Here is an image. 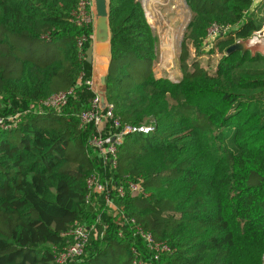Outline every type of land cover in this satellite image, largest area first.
Masks as SVG:
<instances>
[{
  "label": "trees",
  "instance_id": "16d2710c",
  "mask_svg": "<svg viewBox=\"0 0 264 264\" xmlns=\"http://www.w3.org/2000/svg\"><path fill=\"white\" fill-rule=\"evenodd\" d=\"M77 2L0 0L6 99L38 102L75 86L82 68L91 75L77 45L89 29L71 20ZM187 3L192 16L174 81L153 71L156 36L140 1L110 0L106 101L122 123L152 129L125 135L113 167L103 157L113 174L108 182L129 175L148 193L115 195L116 216L100 234L105 201L87 198L85 177L104 167L88 145L94 126L79 124L95 95L82 82L65 105H42L0 129V264H54L53 247L65 243L63 232L76 220L93 228L83 254L68 264H137L130 245L142 258L149 252L121 226L117 208L169 243L165 264H264V54L226 52L264 16L256 18L253 0ZM212 22L229 28L207 42Z\"/></svg>",
  "mask_w": 264,
  "mask_h": 264
},
{
  "label": "built area",
  "instance_id": "2783aa9c",
  "mask_svg": "<svg viewBox=\"0 0 264 264\" xmlns=\"http://www.w3.org/2000/svg\"><path fill=\"white\" fill-rule=\"evenodd\" d=\"M71 20L82 28H88L94 21V12L92 0H78L76 6L71 11ZM229 28L226 24L217 22L210 23L206 28L205 41H209L218 33L227 31ZM90 39L89 33L82 32L77 36L78 55L85 58L86 53L84 46L86 40ZM264 18L261 27L254 30L252 35L247 39L249 45H253L260 51L264 52ZM92 42V40H91ZM90 45V44H89ZM209 44H207L208 46ZM84 82L87 87L94 92L91 106L79 112V124H92L94 130L88 139V145H91L99 154L110 159V165H115V158L118 146L124 139L125 135L132 132H148L152 129L151 124L131 125L122 123L121 120L114 116L112 105L106 101L105 106L101 107L100 98L96 92L94 85L93 71L89 77H85L84 70L80 71L75 86ZM72 86L65 90H60L47 94L38 101L45 107H61L68 102L70 96L74 94ZM20 115L18 113L3 114L0 112V129H6L15 126L19 122ZM109 128L103 131L104 128ZM85 185L87 188V198L100 195L102 199L109 204H114V196L122 195L125 191L130 194H147L148 191L141 184L140 179H133L129 175H124L119 182H106L101 178L97 171L89 172L85 177ZM107 204V205H109ZM116 204V203H115ZM115 207V206H114ZM121 226L126 224L130 229L133 237L140 240L145 249L149 252L147 258H142L136 244H131L130 248L133 253V261L137 264H165L160 261L163 254L171 251V246L166 240L156 239L154 234L140 225L133 217L125 216L123 209H118ZM90 227L80 221H74L69 228L63 232L66 237L62 246L53 247L54 264H68L82 255L86 244L89 241ZM119 234H123V229L119 230Z\"/></svg>",
  "mask_w": 264,
  "mask_h": 264
},
{
  "label": "rangeland",
  "instance_id": "374dc122",
  "mask_svg": "<svg viewBox=\"0 0 264 264\" xmlns=\"http://www.w3.org/2000/svg\"><path fill=\"white\" fill-rule=\"evenodd\" d=\"M143 2L145 9L146 18L153 29L156 36L157 43V57L153 62V71L156 76H166L172 80H178L181 77V70L179 67V54L181 49V40L189 30L191 22V10L189 9L187 0H139ZM256 18L264 16V4L260 2H253V10ZM89 35L92 42L94 38L95 29V15L93 23L88 27ZM89 39V40H90ZM247 40V39H246ZM169 41V42H168ZM248 41V40H247ZM170 44V45H169ZM248 45L251 52L260 51L255 49L256 47L252 44ZM44 46V45H43ZM45 47V46H44ZM172 47V48H171ZM170 49V50H169ZM44 48H40V52H44ZM172 68V69H171ZM6 95L0 93V112L3 114L18 113L20 116L26 112H36L39 109H43L42 104L38 102L24 104V102H14L10 99H6ZM85 96L90 97V93L85 91ZM85 97V98H86ZM107 129H109L107 127ZM94 150V149H93ZM95 153V152H94ZM104 157L98 156L97 159L103 164V169H99L100 176L105 177L103 180L106 182L113 178L111 167L108 165L107 158L102 160ZM102 161H101V160ZM114 179H112L113 181ZM103 210L101 219L103 230L100 234H104L108 230V219L115 218L114 206L116 204L106 205ZM107 216V219L103 218ZM105 226V228H104ZM98 227V225H97ZM111 229V228H110ZM110 231V230H109ZM96 234L99 230L96 228ZM99 234V235H100ZM98 237V235H97ZM96 240V239H95ZM94 245L91 243L88 246L87 254L92 250Z\"/></svg>",
  "mask_w": 264,
  "mask_h": 264
},
{
  "label": "water",
  "instance_id": "95a60500",
  "mask_svg": "<svg viewBox=\"0 0 264 264\" xmlns=\"http://www.w3.org/2000/svg\"><path fill=\"white\" fill-rule=\"evenodd\" d=\"M145 12L143 2H140ZM95 15L94 44L88 45L85 50L86 60L94 64V85L100 98L101 107L106 103V74L111 60L110 40L111 28L109 21L110 0H92ZM248 48L247 40L240 39L226 48L230 53L235 50L245 52Z\"/></svg>",
  "mask_w": 264,
  "mask_h": 264
},
{
  "label": "crops",
  "instance_id": "0c3cea01",
  "mask_svg": "<svg viewBox=\"0 0 264 264\" xmlns=\"http://www.w3.org/2000/svg\"><path fill=\"white\" fill-rule=\"evenodd\" d=\"M254 1H258V2H260V3H262V4H264V0H253V2ZM252 7H253V3H252ZM90 44H94V42H91ZM260 53H262V54H264V52H262V51H259ZM91 69H92V71L94 70V65L93 64H91ZM82 92V91H81ZM107 130V128H104L103 129V131H106ZM95 154H96V156L98 157V156H102L103 157V155L102 154H99L97 151H95ZM102 160H104V158L102 159Z\"/></svg>",
  "mask_w": 264,
  "mask_h": 264
},
{
  "label": "bare ground",
  "instance_id": "6f19581e",
  "mask_svg": "<svg viewBox=\"0 0 264 264\" xmlns=\"http://www.w3.org/2000/svg\"><path fill=\"white\" fill-rule=\"evenodd\" d=\"M146 10V9H145ZM146 12H147V10H146ZM169 42V41H168ZM262 42H264V39L262 40ZM170 45V44H169ZM172 48V47H171ZM170 50V49H169ZM94 65V64H93ZM172 69V68H171Z\"/></svg>",
  "mask_w": 264,
  "mask_h": 264
}]
</instances>
